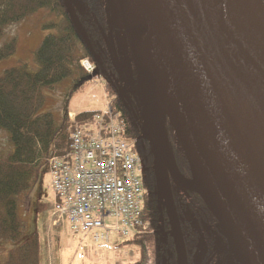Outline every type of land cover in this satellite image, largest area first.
Returning a JSON list of instances; mask_svg holds the SVG:
<instances>
[{
    "label": "water",
    "instance_id": "water-1",
    "mask_svg": "<svg viewBox=\"0 0 264 264\" xmlns=\"http://www.w3.org/2000/svg\"><path fill=\"white\" fill-rule=\"evenodd\" d=\"M112 2L138 88L145 93V98L138 95L145 138L176 264L188 263L180 229L184 220L177 215L170 179L201 199L245 264H264V183L228 142L210 81L213 72L224 73L264 117V13L251 0ZM67 5L79 24L74 10L78 5L74 0H67ZM165 122L182 151L190 179L174 165L170 150L176 141L169 136L167 146ZM228 264L236 263L231 259Z\"/></svg>",
    "mask_w": 264,
    "mask_h": 264
},
{
    "label": "trees",
    "instance_id": "trees-1",
    "mask_svg": "<svg viewBox=\"0 0 264 264\" xmlns=\"http://www.w3.org/2000/svg\"><path fill=\"white\" fill-rule=\"evenodd\" d=\"M74 1L78 5L74 10L79 24L71 15L67 0H0V39L8 27L22 22L39 10H48L59 17V24L53 25L58 33L47 35L34 54L37 65L35 71L22 65L0 75V131L7 134V141L13 149L4 156L0 154V241L15 243L21 239L24 224L18 216L15 198L31 189L35 167L41 160L46 161L54 153L61 156L69 150L68 99L100 76L106 85L105 92L110 98L112 113L124 123L123 139L131 144L132 152L143 160L145 168L141 173V225L126 239L141 252L140 259L132 264H150L145 246L148 236L149 240L151 236L156 240L157 246L156 251L152 250L148 257L152 258V264H163L168 251L173 257L172 264H175L166 210L159 191L150 144L145 138L142 107L134 94L126 93L129 85L118 74L117 65L108 50L112 45L108 14L113 11L109 12L106 0ZM110 3V9L113 8L116 14L112 0ZM15 50V40L5 41L0 46V61L12 56ZM82 60L93 64L97 69L95 73L87 74L80 66ZM135 77L134 72L133 82ZM68 78L72 79V83L62 105V121L55 122L50 114L38 115L46 101L43 90H52ZM123 93L127 107L121 100ZM95 113H78L76 122L79 125L91 124ZM169 136L176 141L173 134ZM171 146L176 169L189 177V169L177 141L172 142ZM178 150L182 157L177 156ZM172 196L176 210L186 220V224H191L192 220L200 216L215 221L201 199L190 189H175ZM196 233L190 236L194 239L191 245L196 243ZM41 257L40 240L38 234H34L10 251L4 260L0 259V264H41Z\"/></svg>",
    "mask_w": 264,
    "mask_h": 264
},
{
    "label": "rangeland",
    "instance_id": "rangeland-1",
    "mask_svg": "<svg viewBox=\"0 0 264 264\" xmlns=\"http://www.w3.org/2000/svg\"><path fill=\"white\" fill-rule=\"evenodd\" d=\"M106 5L110 12V0H106ZM112 11L111 14H108L109 33L112 37V45L108 47V50L117 65L118 74L123 76L125 82L129 85L128 90L132 91L131 95L134 94L139 100L138 95L140 96L141 93L138 88V79L135 77L136 80L132 81L134 72L132 73L126 37L117 13H114L113 8ZM58 24L59 17L55 13L43 9L22 22L8 27L4 37L0 39V46L5 41L15 40L16 50L12 56L0 61V75L8 69L22 65H26L30 70L35 71L37 65L34 60V54L47 35H56L58 33V30L53 27V25L56 26ZM47 25L52 27H46ZM71 83L72 79L68 78L56 85L52 90L44 89L43 94L46 101L38 115L50 114L55 122L60 123L63 117L62 105L66 100ZM105 90L104 80L97 76L83 91L74 94L68 99L66 108L68 110L67 123L70 131L73 124L68 117L69 115H72L75 119L78 113H104L107 110L110 98ZM139 103L144 115L140 100ZM172 134L171 128L165 122L163 136L168 147L170 145L169 135ZM12 150L11 145L7 141V134L4 131H0V154L4 156L12 152ZM170 153L172 156L171 150ZM177 156L182 157L180 150H178ZM15 199L18 204V216L24 224V230L21 239L15 243L0 241L1 260H4L10 251L32 238L34 234H38L41 244V264H132L141 257L140 249L137 246L115 235H112L107 243L95 244L91 234H86L85 232L72 233L70 231L68 223L58 213V202L51 189L50 175L44 159L35 167L31 189L24 194L16 196ZM200 218L205 222L203 216H200ZM190 223L193 227L197 225L195 220ZM197 237V251L193 256V260L195 264H202L205 260L203 253L205 246L202 237L199 235ZM155 241L152 236L149 240L148 236V242L145 244L146 256L150 264L153 263L151 262L152 258L148 257L151 256L152 250L156 251ZM233 248L235 250V258L245 264L235 246ZM169 259L173 260L171 254Z\"/></svg>",
    "mask_w": 264,
    "mask_h": 264
},
{
    "label": "built area",
    "instance_id": "built-area-1",
    "mask_svg": "<svg viewBox=\"0 0 264 264\" xmlns=\"http://www.w3.org/2000/svg\"><path fill=\"white\" fill-rule=\"evenodd\" d=\"M82 68L91 73L86 61ZM69 150L48 161L58 213L72 233L91 234L95 244L111 235L127 239L141 225L143 186L139 158L123 139L124 123L109 110L80 126L69 115Z\"/></svg>",
    "mask_w": 264,
    "mask_h": 264
},
{
    "label": "bare ground",
    "instance_id": "bare-ground-1",
    "mask_svg": "<svg viewBox=\"0 0 264 264\" xmlns=\"http://www.w3.org/2000/svg\"><path fill=\"white\" fill-rule=\"evenodd\" d=\"M251 1L264 13L260 0ZM210 81L226 125L228 142L247 164L255 168L264 183V117L224 73L213 72ZM139 90L145 98L140 86ZM109 111L112 113L111 109ZM154 118L157 119V113Z\"/></svg>",
    "mask_w": 264,
    "mask_h": 264
},
{
    "label": "flooded vegetation",
    "instance_id": "flooded-vegetation-1",
    "mask_svg": "<svg viewBox=\"0 0 264 264\" xmlns=\"http://www.w3.org/2000/svg\"><path fill=\"white\" fill-rule=\"evenodd\" d=\"M264 4V0H263ZM142 163V171H145V168L143 167V160L141 159ZM186 179H190L191 177H186L183 175ZM170 186L172 192H174L175 189H186L184 186L177 185L173 180L170 179ZM177 193V192H176ZM188 194V193H187ZM190 197H194L192 194H188ZM176 207V206H175ZM177 212V210H176ZM177 215L179 217H182L178 212ZM183 218V217H182ZM205 219V218H204ZM184 223L180 225V229L183 236V241L186 249L187 254V263L188 264H195V261L193 260V256L195 252L197 251V241L198 237L195 239L196 243L195 245H191V242L193 243V232H197L196 234L202 237V240L204 241L205 251L204 257L205 260L202 264H228L230 260L232 259L233 262L236 264H242L241 261L235 258L234 256V250H232L231 245L226 240L224 234L220 230L217 222H211L205 219V222L201 218H196V227L191 226V224H186V220L183 218ZM169 227V226H168ZM169 232H171V229L169 228ZM171 235V234H169ZM195 235V234H194ZM190 237L191 239H189ZM195 247L193 250L192 248ZM173 249H174V243H173ZM168 257L163 258L164 264H172L171 259H169L170 252L168 253ZM172 256V254H171ZM175 264H176V255H175ZM201 264V263H199Z\"/></svg>",
    "mask_w": 264,
    "mask_h": 264
}]
</instances>
